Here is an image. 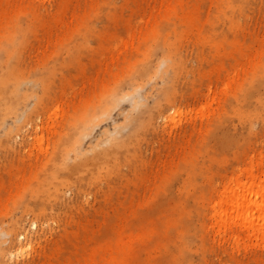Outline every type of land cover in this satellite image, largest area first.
<instances>
[{
	"label": "rangeland",
	"instance_id": "obj_1",
	"mask_svg": "<svg viewBox=\"0 0 264 264\" xmlns=\"http://www.w3.org/2000/svg\"><path fill=\"white\" fill-rule=\"evenodd\" d=\"M262 182L264 0H0V264H264Z\"/></svg>",
	"mask_w": 264,
	"mask_h": 264
},
{
	"label": "bare ground",
	"instance_id": "obj_2",
	"mask_svg": "<svg viewBox=\"0 0 264 264\" xmlns=\"http://www.w3.org/2000/svg\"><path fill=\"white\" fill-rule=\"evenodd\" d=\"M15 86L18 87V82L15 83ZM14 92L16 91H6L5 96L2 98L6 99L8 102H12V94ZM245 193L247 194L242 196V200H239L237 195H233L230 198L236 201L232 209V214L244 220H249L251 222L250 227H252L253 232L257 235H264V200L261 202L259 201V199L264 195V182L261 183L260 187H252L250 190H246ZM220 209V215L223 216L224 214H229L223 206H220Z\"/></svg>",
	"mask_w": 264,
	"mask_h": 264
}]
</instances>
